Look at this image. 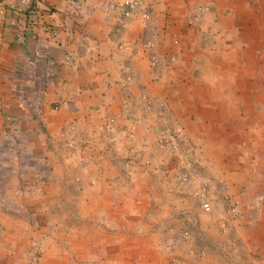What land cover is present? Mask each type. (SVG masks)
<instances>
[{
  "label": "crops",
  "instance_id": "crops-1",
  "mask_svg": "<svg viewBox=\"0 0 264 264\" xmlns=\"http://www.w3.org/2000/svg\"><path fill=\"white\" fill-rule=\"evenodd\" d=\"M145 1L150 15L124 25L120 14H103L106 0H33L23 8L21 0H0V200L44 213H54L60 197L67 212L94 203L96 217L109 220L96 221L98 253L91 242L81 255L98 264H168L164 251L158 257L150 247V232L139 235L148 252L135 254L134 234L115 231L139 223L117 221L122 208L136 210L119 197L139 194L118 181L144 182L148 198L154 184L178 201V159L157 146L160 117L182 130L192 155L226 147V118L264 116V0ZM200 4L210 9L200 12ZM154 167L163 171L151 175ZM218 179L228 185L225 195L238 196L230 179ZM185 186L190 198L179 196L174 220L201 208ZM147 216L143 227L165 225ZM227 227V254L207 247L181 264H264L263 217L229 218Z\"/></svg>",
  "mask_w": 264,
  "mask_h": 264
},
{
  "label": "rangeland",
  "instance_id": "rangeland-1",
  "mask_svg": "<svg viewBox=\"0 0 264 264\" xmlns=\"http://www.w3.org/2000/svg\"><path fill=\"white\" fill-rule=\"evenodd\" d=\"M203 40L207 41L208 37L203 36ZM263 103L262 106H264ZM225 120L227 124L222 126L221 139L226 147L212 146L199 149V152H193L189 156L200 173L195 183L198 184L200 180L207 178L213 184V180L220 176L230 179L235 190L239 191L238 196L232 193L234 191L230 192L233 196L225 195L228 185L225 181L218 179L212 193L216 195L213 197L220 198V204L222 200L223 205H219L217 211L211 213L203 211L199 201L198 214L178 212L177 220H174L176 210H172L171 207L177 203L180 204L179 196L190 198L188 193L190 188L177 183V201L174 192L170 194L166 189L154 184L151 185L152 193L148 198L143 194L144 184L142 183L144 182L129 179L118 181L120 186L131 185L133 186L131 189L139 193L133 199H129L126 193L119 197V205L129 204L136 210L129 212L122 208L123 212L117 214V221L132 220L139 222L138 225L134 228L126 226L115 230L119 231L120 236L123 234L126 236L127 233L134 234V238L129 239L133 243L135 254L148 252V246L142 243L145 242L146 237L142 241L139 235L150 232V247L161 251L158 257L162 256L164 251L168 259L170 258L169 261L167 260L168 264H181V256L203 254L207 247H210L212 251L216 249L219 256L223 257L227 254L224 251L226 252L229 246L227 219L235 220L246 215L255 218L262 216L264 221V116L247 115L238 120L232 117ZM239 120H245V123L240 126ZM201 137L208 139V135L205 134ZM211 137V141L208 140V142L215 145L214 142L217 139H214L212 135ZM229 138L231 141H226ZM204 157L206 161L203 163ZM178 165L179 160L177 168ZM149 173L151 175L156 173L155 167L151 168ZM190 185L193 186V184ZM85 199L84 201L89 202L93 196L90 195ZM194 200L193 197L192 201ZM183 201L186 204V200L183 199ZM88 205L83 212H67L68 210H63L64 206L60 197L54 213L37 212L31 209L32 207L25 210L15 207L16 211L12 204L5 203L2 198L0 200V264H98V261L86 260L87 258L81 254L86 244L91 242L89 251L92 254L99 251L98 246L93 244L97 239L96 221L100 224L104 223L109 220L107 218L109 214L102 213L99 214L100 218H97L93 211L94 203L90 205L89 202ZM230 205H235L237 208L235 214L229 212ZM139 206H141L140 209H137ZM147 212H150L151 221H154L155 225L161 222H165V225L150 229L143 227V223L148 219ZM182 222H185L187 228L181 225L174 226ZM212 222L216 224L210 225ZM206 226L209 229L204 228ZM107 230L112 229L107 228ZM215 241L218 243H214Z\"/></svg>",
  "mask_w": 264,
  "mask_h": 264
},
{
  "label": "built area",
  "instance_id": "built-area-1",
  "mask_svg": "<svg viewBox=\"0 0 264 264\" xmlns=\"http://www.w3.org/2000/svg\"><path fill=\"white\" fill-rule=\"evenodd\" d=\"M33 0H21L22 8L28 6ZM20 7V6H19ZM197 9L200 12L210 9L206 5H198ZM22 9H20L21 11ZM102 12L104 15L110 17L111 15L118 13L123 18V24L125 25V19L132 16L138 15L140 13H145L150 15L147 10V5L145 0H106L103 5ZM146 46L151 50V63L152 66L156 65L158 62V56L153 51L154 45L152 42H147ZM69 59L70 56H67ZM173 60L175 57H171ZM141 100L147 102L146 92H142L140 96ZM147 110L152 112L153 108L151 104L147 103ZM160 125L156 131L157 135V146L162 150H169L174 156L179 160V165L177 170L174 172L175 181L181 185H190L192 188V193L196 196L200 203L203 211L209 213L220 205V200L211 195V182L209 179L205 178L200 180L197 184L195 181L200 176L199 170L195 166L193 160L190 159L189 149L186 147V136L180 128L173 127L170 125L169 121L165 116L160 117ZM163 171L161 167H156L155 172L159 173ZM166 173H169L168 171ZM235 205H230L229 212H236Z\"/></svg>",
  "mask_w": 264,
  "mask_h": 264
}]
</instances>
